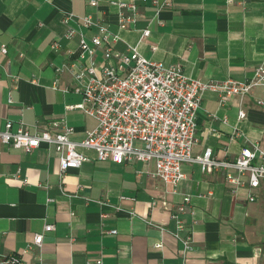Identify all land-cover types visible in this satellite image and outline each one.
Listing matches in <instances>:
<instances>
[{"label": "crops", "instance_id": "crops-1", "mask_svg": "<svg viewBox=\"0 0 264 264\" xmlns=\"http://www.w3.org/2000/svg\"><path fill=\"white\" fill-rule=\"evenodd\" d=\"M110 1L97 0L93 7L88 0H0V129L7 120L13 129L20 121L41 129L63 116L78 140L94 127L93 117L66 109L81 95L72 88L70 72L56 68L77 57L79 35L65 37L62 17L90 14L115 31ZM135 2L139 18L133 28L119 30L115 49L136 44L148 58L179 63L191 77L216 81L243 80L264 58V0H171L160 11L162 23L152 22L140 41L153 6L150 0ZM53 41L58 48L51 47ZM259 94L255 89L221 104L216 91L204 90L193 155L210 147L219 159L234 158L248 141L264 144V108L254 102ZM240 107L243 118L237 116ZM82 151L88 159L60 174L51 144L25 152L0 143V260L16 259L0 264H87L96 256L105 264H264V183L232 191L224 170L203 171L186 161L172 193L170 185L150 176V164L99 160L92 149ZM184 194L190 201L181 216L193 235L185 254L170 216ZM159 199L167 206L153 203ZM46 223L53 229L45 231ZM34 233H42L39 246L31 245Z\"/></svg>", "mask_w": 264, "mask_h": 264}, {"label": "built area", "instance_id": "built-area-1", "mask_svg": "<svg viewBox=\"0 0 264 264\" xmlns=\"http://www.w3.org/2000/svg\"><path fill=\"white\" fill-rule=\"evenodd\" d=\"M88 3L97 6V0H88ZM150 3L153 12L147 25L140 29L139 41L149 34L152 22L162 23L160 11L171 6V0H150ZM109 4L116 7L115 31L106 21L90 14L68 12L62 17L67 25L65 37L70 39L79 35L77 57L69 61L67 58L56 68L70 72L74 81L72 88L81 95L79 103L66 105V109L78 108L93 117L94 127L74 140L71 138L74 127L63 116L51 119L41 129H31L21 121L13 129L11 120H7L0 129V143L25 152L32 151L41 142L51 144L59 158L60 174L88 159L83 149H92L99 160L117 163L142 161L152 165L148 170L150 176L170 185L172 193L177 191V185L183 178L181 165L186 161L197 162L203 171L224 170L232 191L244 185L254 189L264 183V144L260 142L248 141V145L242 147L234 158L219 159L212 155L210 147L199 155H193L196 113L202 92L216 91L219 102L223 104L232 96L242 100L259 89L260 94L254 96V102L264 108V58L243 80L227 78L216 81L191 77L179 63H165L144 56L136 44H127L123 51L115 49L114 43L120 39L119 30L133 28L140 12L135 0H111ZM72 22L82 30L75 28ZM83 29L91 30V35L87 36ZM51 47L58 48L59 43L53 41ZM2 50H5L3 46ZM98 51L102 54L100 61L96 58ZM237 116H245L243 108L238 109ZM254 198L255 194L250 192L249 199ZM157 201L167 206L166 199L154 200L153 203ZM189 201L190 195L184 194L170 215L175 221L173 235L182 243L183 254L193 243L191 228L181 216ZM51 229L53 224L44 225L45 231ZM110 231L116 232L115 229ZM42 237V233H34L31 245L39 246ZM154 246L161 247V241ZM91 260L94 264H105L100 256L87 260V264ZM12 261L16 259L5 257L0 260L2 263Z\"/></svg>", "mask_w": 264, "mask_h": 264}]
</instances>
